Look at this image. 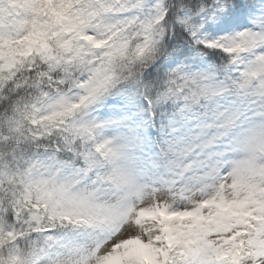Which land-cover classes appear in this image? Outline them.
I'll return each instance as SVG.
<instances>
[{
    "label": "snow or ice",
    "instance_id": "obj_1",
    "mask_svg": "<svg viewBox=\"0 0 264 264\" xmlns=\"http://www.w3.org/2000/svg\"><path fill=\"white\" fill-rule=\"evenodd\" d=\"M0 264H264V0H0Z\"/></svg>",
    "mask_w": 264,
    "mask_h": 264
}]
</instances>
